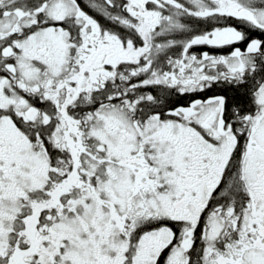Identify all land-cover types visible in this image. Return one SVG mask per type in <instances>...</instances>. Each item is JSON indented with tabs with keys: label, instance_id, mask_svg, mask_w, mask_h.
<instances>
[{
	"label": "snow or ice",
	"instance_id": "obj_1",
	"mask_svg": "<svg viewBox=\"0 0 264 264\" xmlns=\"http://www.w3.org/2000/svg\"><path fill=\"white\" fill-rule=\"evenodd\" d=\"M0 264H264V0H0Z\"/></svg>",
	"mask_w": 264,
	"mask_h": 264
}]
</instances>
